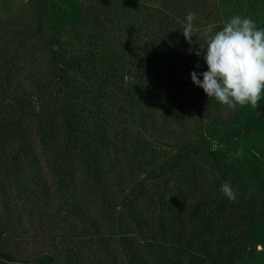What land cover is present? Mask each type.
<instances>
[{"label": "rangeland", "instance_id": "obj_1", "mask_svg": "<svg viewBox=\"0 0 264 264\" xmlns=\"http://www.w3.org/2000/svg\"><path fill=\"white\" fill-rule=\"evenodd\" d=\"M213 2L218 14L194 29L233 15L264 28V0ZM165 12L163 0H0V247L16 260L264 264V97L235 109L210 99L191 80L207 66L189 61L174 27L185 21L169 12L161 23ZM63 107L86 138L105 141L98 158L69 162L54 141ZM195 173L202 195L181 198ZM223 197L212 255L191 258L165 236L178 201L216 211ZM131 199L144 223L128 213Z\"/></svg>", "mask_w": 264, "mask_h": 264}, {"label": "trees", "instance_id": "obj_2", "mask_svg": "<svg viewBox=\"0 0 264 264\" xmlns=\"http://www.w3.org/2000/svg\"><path fill=\"white\" fill-rule=\"evenodd\" d=\"M165 4V15L166 17L161 18L160 22L164 23L165 20L168 18V13L171 12L176 17H179V14L182 16L183 21H185V17L187 12L193 11L196 13L197 18L195 20V24H203L202 20L207 22L211 20L215 15L218 14L216 11L213 0H163ZM216 11V12H215ZM180 18V17H179ZM181 20V19H180ZM182 21V22H183ZM206 27L199 26L197 29L193 28V34L196 36L192 37L191 43L185 38L183 42L187 45V54L189 57V61L194 64H199L200 67H206L205 62L203 61L202 57H197L194 52L190 53V49H196L199 47L198 40H202L203 37L201 33L207 31L208 29H212L213 32L218 31L222 28L223 25H219L217 27H211L209 23H206ZM174 27L176 28H183L180 22H175ZM199 67V68H200ZM25 106L24 102L21 104ZM65 105V104H64ZM63 105V106H64ZM62 107V103H61ZM67 107H63L61 110V114L64 116V122L62 124L54 122L53 124V138L54 141L60 143L64 150L62 151L65 156L69 159V162H72L77 156L78 152H85L89 151L90 158L94 160L98 158L99 147L105 142L101 140L99 143H96L89 138H86L85 130L81 129L78 124L83 123L80 121V118H74L72 116V112L68 111ZM23 118H19L16 121L15 127L13 129L14 132L15 128L18 127L20 129L21 123L23 122ZM52 131V133H53ZM20 134V131H19ZM106 146V145H103ZM121 150L125 151L129 154L130 157L135 158L138 164H142L139 159V151H129L127 147H120ZM177 159V160H175ZM175 159L172 163H170V169L172 171H177L183 164V161L180 159V154L175 155ZM143 161V160H142ZM188 189L181 195V198H186L187 196H201L204 188V179L202 175L199 173H195L188 177L187 180ZM217 197H215L214 201L217 202ZM229 199L223 197L221 201H218L216 211H214L213 207L208 203L203 205H198L194 207L190 212L186 210V202H177L178 206L176 207V213L173 215L171 227L168 230V233L165 232V236L173 240L178 244V248L184 251V248L181 245H186L190 250L188 255L192 258L203 259V256L200 253H197L203 250V253L208 257V255H212L211 244L207 242V236H212L217 231V222L223 217L227 215L224 212V207H227V203ZM183 203V204H182ZM176 204V202H175ZM142 205L136 203V200H129L126 203V209L128 213L133 214L137 221L143 222V210ZM221 215V218H220ZM220 219H219V218ZM228 219V218H226ZM225 238V237H224ZM223 238V239H224ZM203 242V244H201ZM206 242V243H205ZM221 248V247H219ZM220 250V249H219ZM234 251H229L224 258L228 259H236ZM239 256V255H238ZM0 259H4L7 261H18L14 257H12L7 252L2 251L0 247ZM29 262V261H24ZM32 264H53L46 263L45 261H36ZM171 264H181L177 261H172Z\"/></svg>", "mask_w": 264, "mask_h": 264}, {"label": "clouds", "instance_id": "obj_3", "mask_svg": "<svg viewBox=\"0 0 264 264\" xmlns=\"http://www.w3.org/2000/svg\"><path fill=\"white\" fill-rule=\"evenodd\" d=\"M196 18L195 12H187L182 28L190 43ZM201 36L199 47L190 53L202 57L207 70L192 71V82L221 105L256 106L264 97V28L249 16L233 15L220 30L208 29ZM221 191L236 198L229 182L221 185Z\"/></svg>", "mask_w": 264, "mask_h": 264}, {"label": "crops", "instance_id": "obj_4", "mask_svg": "<svg viewBox=\"0 0 264 264\" xmlns=\"http://www.w3.org/2000/svg\"><path fill=\"white\" fill-rule=\"evenodd\" d=\"M0 264H32L30 262H22V261H7L4 259H0Z\"/></svg>", "mask_w": 264, "mask_h": 264}]
</instances>
